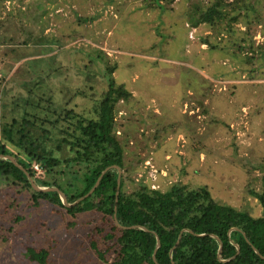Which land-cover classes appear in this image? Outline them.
Masks as SVG:
<instances>
[{
    "label": "rangeland",
    "instance_id": "374dc122",
    "mask_svg": "<svg viewBox=\"0 0 264 264\" xmlns=\"http://www.w3.org/2000/svg\"><path fill=\"white\" fill-rule=\"evenodd\" d=\"M213 2L0 0L5 115L20 112L19 97L45 95L89 116L112 68L131 93L115 116L124 190L206 187L258 217L249 190L264 173V0H222V20L194 27ZM29 197L0 183V264H40L32 250L43 249L45 264H103L88 244L95 213L71 219Z\"/></svg>",
    "mask_w": 264,
    "mask_h": 264
},
{
    "label": "trees",
    "instance_id": "16d2710c",
    "mask_svg": "<svg viewBox=\"0 0 264 264\" xmlns=\"http://www.w3.org/2000/svg\"><path fill=\"white\" fill-rule=\"evenodd\" d=\"M223 7L222 0H214L194 27H212L223 19ZM109 74L107 90L89 116L56 108L51 97L37 95L19 97L15 106L20 112L14 109L7 118L0 85V183L21 186L29 192L32 206L44 201L71 219L95 213L97 223L88 233V244L103 264H264V173L259 190H249L261 209L258 217L214 201L206 187L190 190L175 184L161 191L139 183L125 191L122 176L117 185L115 167L126 171V142L119 137L116 106L131 93L115 84L112 68ZM39 85L35 83L36 92L43 90ZM4 156L12 157L22 170ZM27 174L40 188L58 189L71 206H65L57 192L35 191ZM99 178L91 195L74 204ZM32 251V260L46 263L47 250Z\"/></svg>",
    "mask_w": 264,
    "mask_h": 264
},
{
    "label": "water",
    "instance_id": "95a60500",
    "mask_svg": "<svg viewBox=\"0 0 264 264\" xmlns=\"http://www.w3.org/2000/svg\"><path fill=\"white\" fill-rule=\"evenodd\" d=\"M0 158H2L1 156H0ZM4 159H8L10 162H12L16 167H18L19 169H21L22 170V167H20L16 162H15V160L12 158V157H9V156H4L3 157ZM117 170H118V178H117V185L119 186L120 185V178H121V171H120V169L118 168V167H115ZM109 168H107L106 170H104L103 172H102V175H104V173L108 170ZM101 175V176H102ZM27 177H28V179H29V181H30V184H31V186H32V188L35 190V191H37V192H57L58 194H59V196H60V198H61V201H62V203L65 205V206H67V207H70L71 205L67 202V199H66V197H65V195L62 193V192H60L58 189H56V188H40V187H38V186H36V184L34 183V181L28 176V174H27ZM100 179L101 178H99V180L96 182V184L94 185V187L85 195V196H83V197H81L80 199H78L74 204H77V203H79L80 201H82L83 199H85L86 197H88L89 195H91V193L94 191V189L98 186V184H99V181H100ZM116 196H117V194H116ZM115 224L116 225H118L117 224V222L115 221ZM130 228H137L136 226H134V227H129V228H124V229H130ZM141 229H143V230H146V229H144V228H142V227H140ZM179 239H180V236H179V238H178V241H179ZM178 241L176 242V245L178 244ZM175 245V246H176ZM175 246H174V248H175ZM158 247H159V240H158V238H157V247H156V250L158 249ZM173 248V249H174ZM221 248H222V245L221 244H219V251H218V258H220V253H221ZM236 248H237V253L235 254V256L238 254V252H239V249H238V247H237V245H236ZM155 250V251H156ZM234 256V257H235ZM234 257H232L231 259H233ZM230 259V260H231Z\"/></svg>",
    "mask_w": 264,
    "mask_h": 264
},
{
    "label": "built area",
    "instance_id": "2783aa9c",
    "mask_svg": "<svg viewBox=\"0 0 264 264\" xmlns=\"http://www.w3.org/2000/svg\"><path fill=\"white\" fill-rule=\"evenodd\" d=\"M35 169H36V171H38V172H39V169H38L37 167H35Z\"/></svg>",
    "mask_w": 264,
    "mask_h": 264
}]
</instances>
